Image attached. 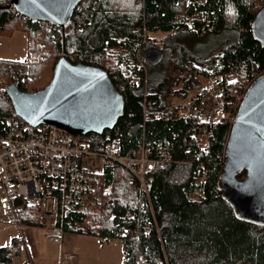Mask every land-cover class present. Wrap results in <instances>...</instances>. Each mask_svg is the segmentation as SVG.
Masks as SVG:
<instances>
[{
	"label": "trees",
	"instance_id": "obj_1",
	"mask_svg": "<svg viewBox=\"0 0 264 264\" xmlns=\"http://www.w3.org/2000/svg\"><path fill=\"white\" fill-rule=\"evenodd\" d=\"M263 4L264 0H81L59 32L54 26L45 29L43 21L20 16L10 0H0V35L22 29L28 37L27 58L0 59L2 130L24 123L14 113L6 84L13 82L26 91L43 87L64 54L70 61L103 67L124 96V112L115 126L94 136L117 140L122 153L146 146L149 157L161 161L150 172L147 195L138 190L128 170L105 167L100 196L76 195L67 211L57 214L54 226L105 242L117 239L121 264H264V224L238 218L218 182L229 121L181 116L176 110L184 105L168 103L172 96L181 100L199 87L194 79L200 74L213 78V85L201 89L191 106L199 107L202 98L217 90L222 110L234 114L247 85L264 72V49L250 30ZM154 33L163 34L159 48L164 56L150 65L142 51L153 47ZM114 47L125 52L114 56L109 52ZM9 64L21 65L24 74L13 75ZM244 175L242 171L237 176ZM12 206L19 225L41 224L39 206L21 198H14ZM20 244L13 238L1 246L0 264H10Z\"/></svg>",
	"mask_w": 264,
	"mask_h": 264
},
{
	"label": "water",
	"instance_id": "obj_2",
	"mask_svg": "<svg viewBox=\"0 0 264 264\" xmlns=\"http://www.w3.org/2000/svg\"><path fill=\"white\" fill-rule=\"evenodd\" d=\"M81 0H10L14 10L31 22H48L63 28ZM253 39L264 49V4L250 24ZM145 61L156 65L163 51L147 47ZM5 92L14 113L31 126L52 124L73 135L103 134L124 112V96L107 71L98 65L70 61L62 54L55 61L50 80L33 91L10 82ZM245 171L239 178L237 175ZM220 188L235 215L264 224V72L245 89L234 113L225 142L218 177ZM152 177L148 178V189Z\"/></svg>",
	"mask_w": 264,
	"mask_h": 264
},
{
	"label": "built area",
	"instance_id": "obj_3",
	"mask_svg": "<svg viewBox=\"0 0 264 264\" xmlns=\"http://www.w3.org/2000/svg\"><path fill=\"white\" fill-rule=\"evenodd\" d=\"M44 27L50 30L53 26L45 22ZM159 42L155 38L154 43ZM21 68V65L9 64L8 71L13 75L21 71L22 75L25 70L22 72ZM198 111L192 109L194 114ZM178 112L187 115L190 110L183 107ZM206 118L202 114L200 120ZM217 119L223 117L217 116ZM88 134L92 135H73L52 124L31 126L14 122L7 132L0 127V218L14 221V198L39 206L41 213L49 217L65 213L76 195L95 194L101 188V174L93 168L96 158L102 160L103 167L119 165L128 170L138 182V190L147 195L149 173L161 162L149 157V148L140 146L122 153L117 140H102L94 133ZM45 238L60 245L59 264L76 258L73 246L63 249L69 236L61 227L52 226Z\"/></svg>",
	"mask_w": 264,
	"mask_h": 264
},
{
	"label": "rangeland",
	"instance_id": "obj_4",
	"mask_svg": "<svg viewBox=\"0 0 264 264\" xmlns=\"http://www.w3.org/2000/svg\"><path fill=\"white\" fill-rule=\"evenodd\" d=\"M163 34L154 33L150 34V39L154 43L155 38H160ZM189 47L193 46V43L188 41ZM153 46L159 47L160 45L154 44ZM207 44H205L201 49H206ZM109 52L123 53L119 47L110 48ZM28 56V37L24 30L16 29L11 34L0 35V59L7 60H24ZM141 60V59H140ZM52 76V75H51ZM194 79V85L197 83L199 87H195L194 90L189 91L186 97L179 100L178 96H172L168 100L169 106L172 105H185V108L189 111L188 103L193 100L203 88H211L213 85V78H204L202 75H196ZM249 85V84H248ZM247 85V86H248ZM180 87V83L175 85L173 89ZM32 90V88H29ZM205 100L199 107L195 106L197 109L201 107L203 115H208V120L213 117L217 119L224 115V121H230L233 114L231 112H220L221 102L219 97V91L214 90L208 94V98H202ZM191 106V104L189 103ZM191 108H194L191 106ZM94 170L97 173H101L105 167H103V162L101 159L96 158L94 161ZM98 193L95 194H84L81 195L83 199H90L94 197H99ZM1 212V210H0ZM53 217L48 215H42L41 224L34 226L19 225L16 222V217L14 216V221H5L0 218V247L10 244L13 238H18L21 240L20 251L17 255L12 257L10 264H21L23 261L31 260L34 264H59L58 256L60 245L48 242L45 238V233L52 226H54ZM69 239L63 245V249H69L71 246L74 247V252L76 258L69 263L63 264H121L122 263V247L117 239H113L110 242H105L100 240L98 236L80 233H67Z\"/></svg>",
	"mask_w": 264,
	"mask_h": 264
},
{
	"label": "snow or ice",
	"instance_id": "obj_5",
	"mask_svg": "<svg viewBox=\"0 0 264 264\" xmlns=\"http://www.w3.org/2000/svg\"><path fill=\"white\" fill-rule=\"evenodd\" d=\"M229 11L231 12V9H229Z\"/></svg>",
	"mask_w": 264,
	"mask_h": 264
}]
</instances>
